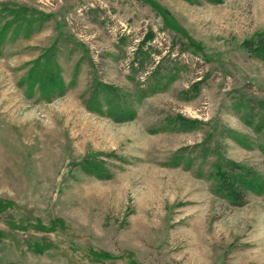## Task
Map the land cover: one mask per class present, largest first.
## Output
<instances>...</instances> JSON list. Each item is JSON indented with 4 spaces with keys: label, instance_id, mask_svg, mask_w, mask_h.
<instances>
[{
    "label": "rangeland",
    "instance_id": "374dc122",
    "mask_svg": "<svg viewBox=\"0 0 264 264\" xmlns=\"http://www.w3.org/2000/svg\"><path fill=\"white\" fill-rule=\"evenodd\" d=\"M261 32L264 0H0V264H264Z\"/></svg>",
    "mask_w": 264,
    "mask_h": 264
},
{
    "label": "trees",
    "instance_id": "16d2710c",
    "mask_svg": "<svg viewBox=\"0 0 264 264\" xmlns=\"http://www.w3.org/2000/svg\"><path fill=\"white\" fill-rule=\"evenodd\" d=\"M147 38H149V36H147ZM244 47H246L247 49L252 51L256 57H259L260 59H262L264 61V32L257 33L255 35H253L251 38H249L248 40H246ZM40 68L35 69V71L33 72L34 76L33 75H32L33 77L31 76L32 81H38L39 83H41L39 85H45L46 86V81H49V80L51 82L53 81L52 76H51L52 73H48L45 75V73L42 72L43 74H41V72L39 73V71H41V70H39ZM40 74H41V76H40ZM43 77H44V79H43ZM46 77H47V79H46ZM47 84H48V82H47ZM95 95L97 96L98 94L96 93ZM247 117H249L248 121H251L250 116H247ZM231 169L235 171L234 167H232ZM238 177H241V179L244 181L247 179V177L241 176V174H239ZM238 177L237 176L236 177L231 176V175H229V177H228L227 172H220L219 173V178H218L219 187H220L221 191L226 196H228L229 199L233 198V200H239L244 193L245 185L242 182V180L239 181L240 178L238 179ZM231 183H232V185H231Z\"/></svg>",
    "mask_w": 264,
    "mask_h": 264
}]
</instances>
